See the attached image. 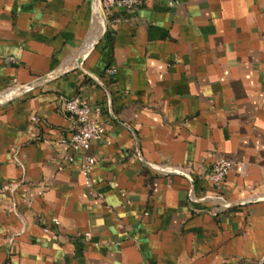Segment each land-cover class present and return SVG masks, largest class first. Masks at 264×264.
Returning <instances> with one entry per match:
<instances>
[{"label":"crops","instance_id":"1","mask_svg":"<svg viewBox=\"0 0 264 264\" xmlns=\"http://www.w3.org/2000/svg\"><path fill=\"white\" fill-rule=\"evenodd\" d=\"M56 70L0 105V264H264V0H144L104 35L92 0H0V95Z\"/></svg>","mask_w":264,"mask_h":264},{"label":"built area","instance_id":"2","mask_svg":"<svg viewBox=\"0 0 264 264\" xmlns=\"http://www.w3.org/2000/svg\"><path fill=\"white\" fill-rule=\"evenodd\" d=\"M143 2L144 0H102V6L107 16H109L114 9L134 12ZM168 3L171 7H174L177 4V0H168ZM12 60L13 58H11V61ZM106 74L109 78H113L116 74L115 66L109 67L106 70ZM64 108L75 122V130L70 137L64 140V143L75 153L81 152L85 154L86 164L83 170L85 184L90 191L89 193L92 196H97L93 190V184L90 177L91 167L95 164L96 158L90 154V149L94 140L102 139L104 131L103 126L98 120V117L95 116L92 106L79 96H73L66 99L64 102ZM69 161H72V157H69ZM232 165L233 162L230 159H218L208 171L207 179L214 186H220L229 174ZM156 169L159 172L164 173L184 174L192 179L191 175H189L184 169L169 170L159 166H157ZM13 187L14 185L6 184L3 186V189L12 190ZM89 235V233L86 234L87 237H89Z\"/></svg>","mask_w":264,"mask_h":264},{"label":"water","instance_id":"3","mask_svg":"<svg viewBox=\"0 0 264 264\" xmlns=\"http://www.w3.org/2000/svg\"><path fill=\"white\" fill-rule=\"evenodd\" d=\"M92 2H93V17L95 20H97L100 23L101 29H102V35H104L107 32V28H108V16L102 6V0H92ZM86 56H87V52L80 54V56L78 57L76 61L74 69H83V63H84ZM66 71L67 70H56V71L50 72L32 82L22 85L20 88H18L14 92L0 95V105L4 103L6 100H8L9 97L12 98L18 94H21V93L30 91L36 87L42 86L45 83L50 82L51 80L61 76ZM96 80L99 84H101L104 88H106V86L101 82L100 79L97 78Z\"/></svg>","mask_w":264,"mask_h":264}]
</instances>
